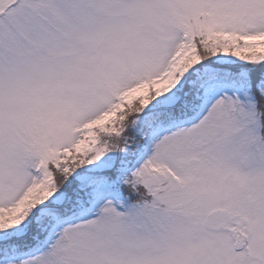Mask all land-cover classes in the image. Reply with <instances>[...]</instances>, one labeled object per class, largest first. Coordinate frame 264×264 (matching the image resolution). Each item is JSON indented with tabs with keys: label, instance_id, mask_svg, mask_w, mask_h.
Masks as SVG:
<instances>
[{
	"label": "snow or ice",
	"instance_id": "obj_1",
	"mask_svg": "<svg viewBox=\"0 0 264 264\" xmlns=\"http://www.w3.org/2000/svg\"><path fill=\"white\" fill-rule=\"evenodd\" d=\"M0 264H264V0H0Z\"/></svg>",
	"mask_w": 264,
	"mask_h": 264
}]
</instances>
